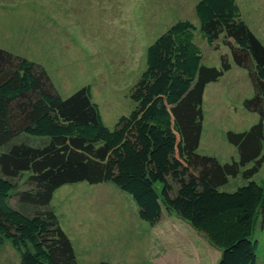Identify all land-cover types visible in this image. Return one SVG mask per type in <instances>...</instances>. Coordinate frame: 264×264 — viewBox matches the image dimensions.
Wrapping results in <instances>:
<instances>
[{"label": "trees", "instance_id": "trees-1", "mask_svg": "<svg viewBox=\"0 0 264 264\" xmlns=\"http://www.w3.org/2000/svg\"><path fill=\"white\" fill-rule=\"evenodd\" d=\"M195 14L197 22L178 21L149 46L131 90L135 108L114 129L90 86L64 98L42 65L0 48V243L23 251L20 264H80L51 202L59 188L81 182L112 183L152 225L164 208L176 214L219 249V264H258L264 186L253 176L264 161L263 122L228 132L238 161L198 150L206 88L232 62L253 84L245 107L264 116V44L237 0H201ZM203 44L229 54L208 65ZM242 172L247 185L222 190Z\"/></svg>", "mask_w": 264, "mask_h": 264}, {"label": "rangeland", "instance_id": "rangeland-1", "mask_svg": "<svg viewBox=\"0 0 264 264\" xmlns=\"http://www.w3.org/2000/svg\"><path fill=\"white\" fill-rule=\"evenodd\" d=\"M200 1L0 0V48L42 65L64 98L90 86L104 124L114 129L135 108L131 90L145 68L149 46L176 22H197ZM237 2L264 44V0ZM203 47L208 65H220L222 54H229L226 46ZM253 97L249 73L233 62L220 82L207 86L200 154L223 164L239 160L228 132L264 125V116L245 107ZM253 180L264 186V161ZM249 181L242 172L222 190L235 192ZM51 208L80 264H219V249L186 221L165 208L160 223L144 221L133 198L112 183L62 186ZM254 240L257 262L264 264L261 220ZM22 252L8 240L0 243V264H20Z\"/></svg>", "mask_w": 264, "mask_h": 264}]
</instances>
